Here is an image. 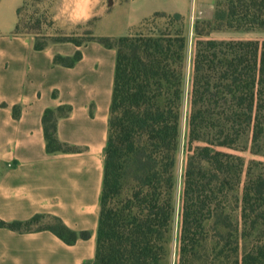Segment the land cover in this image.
<instances>
[{"label": "trees", "instance_id": "trees-1", "mask_svg": "<svg viewBox=\"0 0 264 264\" xmlns=\"http://www.w3.org/2000/svg\"><path fill=\"white\" fill-rule=\"evenodd\" d=\"M212 25L264 31V0H217ZM91 41L118 52L95 264H161L177 212L187 40L166 33ZM81 57L55 63L73 66ZM192 65L179 264H264V162L245 171L244 158L228 152L264 156V41L198 39ZM44 128L48 153L74 151L57 138L55 111L46 112ZM42 219L0 220V228L49 230L68 245L90 237L59 219L33 228ZM209 243L212 262H200Z\"/></svg>", "mask_w": 264, "mask_h": 264}, {"label": "crops", "instance_id": "crops-1", "mask_svg": "<svg viewBox=\"0 0 264 264\" xmlns=\"http://www.w3.org/2000/svg\"><path fill=\"white\" fill-rule=\"evenodd\" d=\"M27 2L0 0V220L40 215L90 237L68 245L49 230L0 228V264H95L118 52L98 41H59L38 50L34 37L19 32ZM198 3L124 0L97 29L124 26L132 36L156 15L188 17ZM97 36L120 37L106 30ZM78 52L82 57L73 66L55 63ZM49 110L56 112L59 142L73 152L48 153ZM168 264H179L178 255Z\"/></svg>", "mask_w": 264, "mask_h": 264}, {"label": "rangeland", "instance_id": "rangeland-1", "mask_svg": "<svg viewBox=\"0 0 264 264\" xmlns=\"http://www.w3.org/2000/svg\"><path fill=\"white\" fill-rule=\"evenodd\" d=\"M124 0H103L104 10L94 19L89 21L87 25H82L74 28H66L59 22L57 15L59 9V0H28L26 6L23 8L21 26L19 32L24 35L34 37L37 44L46 45L53 42L64 41H78L86 43L93 38L98 37L97 34L110 32L117 36H128L129 31L124 26H113L110 31L108 29H97L99 19L110 13L116 4L120 6ZM198 5L188 17L177 19L175 15L158 14L154 18L145 22L141 27L132 33V36H159L161 34H171L176 36L183 35L187 40L186 49V81H185V101L183 107V120L181 128V151L178 156V199L176 203L177 212L174 224V231L172 241L168 248V255L164 258L161 264H168L170 259L179 251V234H180V201L179 195L182 191V178L185 163V145L187 142V116L189 111V92H190V76L193 68V57L195 52V45L198 39L201 40H216V41H264V31H245L236 29H216L212 25L214 22V14L216 10L217 0H198ZM197 2V1H195ZM117 21H122V15L118 14ZM196 28L198 30H196ZM198 31L201 35L198 37ZM115 38V37H111ZM247 144L243 143L244 148ZM244 158L246 166L245 171L250 163L254 160L256 162H264L263 155H254L249 150L228 151ZM259 173V171L257 172ZM244 175V179H245ZM117 203V201L115 202ZM238 213L234 214V219H237ZM55 225V221L50 219H42L33 225V228H40ZM213 243L207 245V250L203 253L205 256L200 262H212L210 255ZM208 256V257H207ZM208 258V259H207ZM207 259V260H206ZM236 258H232L230 262H235Z\"/></svg>", "mask_w": 264, "mask_h": 264}, {"label": "clouds", "instance_id": "clouds-1", "mask_svg": "<svg viewBox=\"0 0 264 264\" xmlns=\"http://www.w3.org/2000/svg\"><path fill=\"white\" fill-rule=\"evenodd\" d=\"M59 22L66 28L87 25L104 10L103 0H59Z\"/></svg>", "mask_w": 264, "mask_h": 264}]
</instances>
